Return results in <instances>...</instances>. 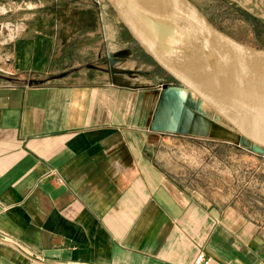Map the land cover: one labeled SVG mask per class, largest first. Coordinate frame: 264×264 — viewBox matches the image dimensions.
Instances as JSON below:
<instances>
[{
	"label": "crops",
	"instance_id": "obj_1",
	"mask_svg": "<svg viewBox=\"0 0 264 264\" xmlns=\"http://www.w3.org/2000/svg\"><path fill=\"white\" fill-rule=\"evenodd\" d=\"M46 2V26L0 40V264H264V210L189 184L176 154L231 128L152 76L105 3ZM191 157L229 184V155Z\"/></svg>",
	"mask_w": 264,
	"mask_h": 264
},
{
	"label": "water",
	"instance_id": "obj_2",
	"mask_svg": "<svg viewBox=\"0 0 264 264\" xmlns=\"http://www.w3.org/2000/svg\"><path fill=\"white\" fill-rule=\"evenodd\" d=\"M141 50L196 97L201 106L264 149V49L219 29L192 0H106ZM189 36L183 37L181 33ZM198 45L232 64L227 76L183 49Z\"/></svg>",
	"mask_w": 264,
	"mask_h": 264
},
{
	"label": "rangeland",
	"instance_id": "obj_3",
	"mask_svg": "<svg viewBox=\"0 0 264 264\" xmlns=\"http://www.w3.org/2000/svg\"><path fill=\"white\" fill-rule=\"evenodd\" d=\"M46 1L50 0H0V24L4 26L8 21L22 22L27 25L34 19L36 22L39 20V23H34L37 26H46L44 13L49 9V4ZM100 1L105 3L104 6L107 5L110 13H114L106 0ZM192 1L219 29L241 42L264 49V0ZM142 59L148 62L152 76L157 79L160 77L158 81L177 83L168 72L151 59L148 61L145 54L142 55ZM230 128L231 139L229 138L230 142H224L225 145H219L221 142H217L218 144L208 150L200 144L199 147L183 146L182 148L177 146L176 154L182 159L185 170L191 168L193 170L192 177L187 178L189 184H194L197 181L199 187L208 192H221L224 189V198L231 204L240 202L246 207L255 209L256 212H262L264 210V149L252 146L232 127ZM195 153H199L200 158L207 153L229 155V184L227 185L228 179L222 177L223 168L217 162L214 165V173L212 168L209 166L207 169L203 162H199L197 169L194 157H191Z\"/></svg>",
	"mask_w": 264,
	"mask_h": 264
},
{
	"label": "bare ground",
	"instance_id": "obj_4",
	"mask_svg": "<svg viewBox=\"0 0 264 264\" xmlns=\"http://www.w3.org/2000/svg\"><path fill=\"white\" fill-rule=\"evenodd\" d=\"M183 32V31H182ZM189 36V34L187 32H183L181 33V36ZM183 49L190 53L191 55L200 58L201 55H203L205 58V62L207 67H210L212 69H214L216 72H218V74L227 76L230 74V71L232 70L233 66L232 64H230L228 61H224L222 58L220 59L219 57H214L213 54L211 53H206L204 52L203 54H201V48L198 45H185L183 46ZM254 87H256L257 91L260 94L264 95V83L263 82H254Z\"/></svg>",
	"mask_w": 264,
	"mask_h": 264
},
{
	"label": "built area",
	"instance_id": "obj_5",
	"mask_svg": "<svg viewBox=\"0 0 264 264\" xmlns=\"http://www.w3.org/2000/svg\"><path fill=\"white\" fill-rule=\"evenodd\" d=\"M6 24L4 26L0 24V36L4 41L18 37L26 28V25L22 22L12 23L6 21ZM210 261L211 257L206 254L203 250H199L194 256L192 262L187 264H210Z\"/></svg>",
	"mask_w": 264,
	"mask_h": 264
},
{
	"label": "trees",
	"instance_id": "obj_6",
	"mask_svg": "<svg viewBox=\"0 0 264 264\" xmlns=\"http://www.w3.org/2000/svg\"><path fill=\"white\" fill-rule=\"evenodd\" d=\"M139 47V46H138ZM140 48V47H139ZM140 50H141V48H140Z\"/></svg>",
	"mask_w": 264,
	"mask_h": 264
}]
</instances>
